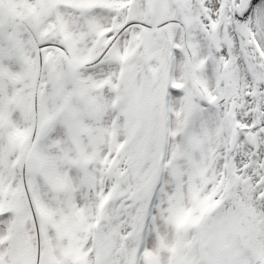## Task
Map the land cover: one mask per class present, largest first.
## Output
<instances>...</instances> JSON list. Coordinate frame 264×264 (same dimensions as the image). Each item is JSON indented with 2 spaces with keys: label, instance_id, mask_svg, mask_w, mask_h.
Listing matches in <instances>:
<instances>
[{
  "label": "snow or ice",
  "instance_id": "snow-or-ice-1",
  "mask_svg": "<svg viewBox=\"0 0 264 264\" xmlns=\"http://www.w3.org/2000/svg\"><path fill=\"white\" fill-rule=\"evenodd\" d=\"M0 264H264V0H0Z\"/></svg>",
  "mask_w": 264,
  "mask_h": 264
}]
</instances>
